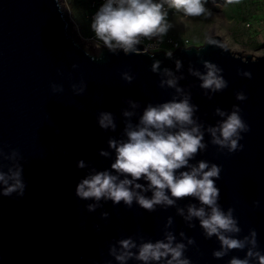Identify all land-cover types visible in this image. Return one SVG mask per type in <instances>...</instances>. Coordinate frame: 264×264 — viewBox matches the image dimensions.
<instances>
[{
  "label": "water",
  "instance_id": "water-1",
  "mask_svg": "<svg viewBox=\"0 0 264 264\" xmlns=\"http://www.w3.org/2000/svg\"><path fill=\"white\" fill-rule=\"evenodd\" d=\"M71 22L61 0H0V149L19 152L26 182L23 197L0 196V264H116L108 254L109 244L129 235L138 243L141 239L155 241L166 231L177 241L182 239L181 232L194 240L193 244L182 241L191 264H228L233 255L242 258L244 252L235 249L222 258L213 256L220 249L216 236L205 238L198 219L187 221L178 212L183 209L187 215L189 204L200 206L191 197L181 198L173 206L158 205L153 212L135 202L127 208L123 202L113 206L109 201L89 213L87 202L74 194L88 171L76 167L78 160L98 170L109 167L114 153L107 158L98 153L109 150L110 137L124 139L126 124L138 123L148 104L159 105L186 94L198 106L194 118L205 128L221 119L215 113L217 107L229 112L233 105L240 107L250 129L241 134L243 149L229 154L211 144L205 133L207 148L191 163L204 159L221 166L216 181L219 204L225 212L234 209L242 229L234 235L243 238L249 229H255L258 246L264 250V55L243 57L212 29L202 45L176 49L171 58L164 51L113 54L106 47H96L94 38L77 34L81 41L95 44L90 51L73 36ZM209 38L217 43H208ZM154 60L161 62V70L168 68L183 77L177 85L181 93L160 86L165 77L162 71H151ZM176 60L181 61L179 71L175 70ZM204 61L223 69L227 88L219 93L200 88L189 68L204 71ZM73 64L78 67L73 69ZM123 72L134 76L131 83L122 79ZM244 72H250L251 78ZM81 80L86 89L77 95L71 85ZM52 84L63 90L54 92ZM238 91L246 94L243 102L236 99ZM129 99L137 102L136 108L127 103ZM124 110L133 115L124 117ZM100 111L113 113L115 131L98 127ZM103 212L109 213L107 220L102 218ZM169 217L172 223L166 229ZM128 264L140 262L129 260Z\"/></svg>",
  "mask_w": 264,
  "mask_h": 264
},
{
  "label": "clouds",
  "instance_id": "clouds-1",
  "mask_svg": "<svg viewBox=\"0 0 264 264\" xmlns=\"http://www.w3.org/2000/svg\"><path fill=\"white\" fill-rule=\"evenodd\" d=\"M208 0H103L91 18L90 29L94 34L96 47H106L111 53L123 51L124 55H152L155 49L138 48L141 38H158L163 40L173 27L168 19L169 10L182 14V20L190 17L211 16L205 7ZM210 44L217 41L208 39ZM225 47V45H221ZM171 58L172 51H166ZM99 60L102 57H91ZM161 62L154 60L151 65L153 73L162 71L165 79H161L160 86L167 85L181 93L174 71L168 68L161 70ZM176 71L181 68V61L175 62ZM204 71L189 68V73L200 81V88L210 93H219L228 86L223 76V69L211 61H204ZM73 69L78 65L73 64ZM238 74H240L238 72ZM243 75L251 78L250 72ZM122 79L131 83L134 76L129 72L121 73ZM54 92L62 91L61 85L52 84ZM73 93L80 95L86 89L81 80L71 85ZM236 99L243 102L246 94L238 91ZM211 98V97H209ZM127 103L134 109L137 102L128 100ZM198 106L191 103L190 94L174 97L172 100L159 105L148 104L139 117L138 123L126 124L124 139L109 138L108 149H100L99 155L109 157L114 153V159L109 167L98 170L90 163L81 159L76 162L78 169H88L75 187V196L78 200L86 201V210L91 213L102 202H111L113 206L120 205L131 208L135 202L141 209L153 212L156 206H173L177 200L191 197L199 202L200 206L189 204L187 215L179 209L184 219L199 220L205 238L216 236L220 242V249L213 252L215 258H222L232 250L244 252V256L233 255L228 264H264V250L258 246L257 231L249 229L247 235L238 238L234 234L241 232L237 218L233 215L234 209L229 207L225 212L220 204V189L216 181L220 178L221 166L208 160L191 161L198 152L207 148L204 141L205 133L210 136V143L219 149H227L231 154L243 149L239 141L242 133L248 132L249 125L241 116V109L233 105L229 112L219 107L215 113L221 117L215 124L206 128L197 123L194 113ZM124 117H131L133 112L124 110ZM96 123L103 131H115L116 123L112 112L100 111L96 115ZM22 157L12 149L4 152L0 149V196L23 197L26 182L23 176ZM143 181V182H141ZM151 195H147V193ZM259 206V201L253 202ZM108 212L102 213L107 220ZM172 223L168 218L165 228ZM191 226V224L189 225ZM181 241L166 231L162 239L143 240L138 243L131 235L109 244L108 254L116 264H128L129 260H136L140 264H191V260L184 255L187 245L193 244L192 238H186L180 233Z\"/></svg>",
  "mask_w": 264,
  "mask_h": 264
},
{
  "label": "rangeland",
  "instance_id": "rangeland-1",
  "mask_svg": "<svg viewBox=\"0 0 264 264\" xmlns=\"http://www.w3.org/2000/svg\"><path fill=\"white\" fill-rule=\"evenodd\" d=\"M64 7L75 23L77 34L83 39L92 38L94 34L90 22L84 16L86 0H72L68 7ZM205 7L210 10L211 16L186 20H182V14L169 10L168 19L173 27L166 37L178 42L188 40L191 46H200L212 29L233 52L243 57L246 54L264 55V0H208ZM247 24L249 27H246Z\"/></svg>",
  "mask_w": 264,
  "mask_h": 264
},
{
  "label": "built area",
  "instance_id": "built-area-1",
  "mask_svg": "<svg viewBox=\"0 0 264 264\" xmlns=\"http://www.w3.org/2000/svg\"><path fill=\"white\" fill-rule=\"evenodd\" d=\"M71 1L72 0H61L62 4L66 7H68ZM102 2L103 0H86V11L84 16L87 21L91 22L92 16ZM246 27H249V24H247ZM139 46H143V48L148 47L150 50L155 49L154 52H166L169 50L174 52L176 49L181 47H189L191 44L188 42V40H185L184 42H178L172 37L164 36L162 41H160L158 38H141V43Z\"/></svg>",
  "mask_w": 264,
  "mask_h": 264
},
{
  "label": "bare ground",
  "instance_id": "bare-ground-1",
  "mask_svg": "<svg viewBox=\"0 0 264 264\" xmlns=\"http://www.w3.org/2000/svg\"><path fill=\"white\" fill-rule=\"evenodd\" d=\"M65 6V5H64ZM77 28L75 26V24L73 22H71V26H70V31L72 32L73 36L77 39H79V37L77 36V32H76ZM80 40V39H79ZM81 41V40H80ZM83 42L84 46L89 49L90 51H93L95 49V44L92 42H85V41H81Z\"/></svg>",
  "mask_w": 264,
  "mask_h": 264
},
{
  "label": "crops",
  "instance_id": "crops-1",
  "mask_svg": "<svg viewBox=\"0 0 264 264\" xmlns=\"http://www.w3.org/2000/svg\"><path fill=\"white\" fill-rule=\"evenodd\" d=\"M92 38H95L94 36H92ZM194 45H198V44H194Z\"/></svg>",
  "mask_w": 264,
  "mask_h": 264
},
{
  "label": "trees",
  "instance_id": "trees-1",
  "mask_svg": "<svg viewBox=\"0 0 264 264\" xmlns=\"http://www.w3.org/2000/svg\"><path fill=\"white\" fill-rule=\"evenodd\" d=\"M72 2V1H71ZM90 22V21H89Z\"/></svg>",
  "mask_w": 264,
  "mask_h": 264
}]
</instances>
